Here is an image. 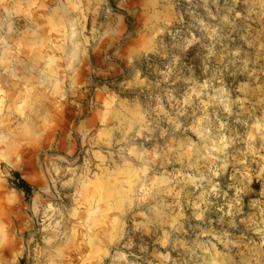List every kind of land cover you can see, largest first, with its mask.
Masks as SVG:
<instances>
[{
  "label": "clouds",
  "instance_id": "1",
  "mask_svg": "<svg viewBox=\"0 0 264 264\" xmlns=\"http://www.w3.org/2000/svg\"><path fill=\"white\" fill-rule=\"evenodd\" d=\"M0 264H264V0H0Z\"/></svg>",
  "mask_w": 264,
  "mask_h": 264
}]
</instances>
